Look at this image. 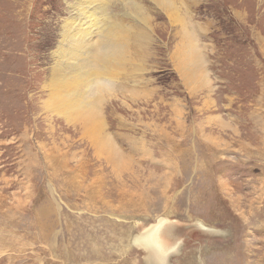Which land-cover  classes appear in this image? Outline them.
<instances>
[{"label":"rangeland","instance_id":"374dc122","mask_svg":"<svg viewBox=\"0 0 264 264\" xmlns=\"http://www.w3.org/2000/svg\"><path fill=\"white\" fill-rule=\"evenodd\" d=\"M74 2L0 0V264H264V0L175 2L204 60L197 89L176 67L175 26L134 0L153 41L116 82L135 89L103 108L122 172L45 108ZM125 4L109 8L131 22ZM159 224L164 260L135 242Z\"/></svg>","mask_w":264,"mask_h":264},{"label":"bare ground","instance_id":"6f19581e","mask_svg":"<svg viewBox=\"0 0 264 264\" xmlns=\"http://www.w3.org/2000/svg\"><path fill=\"white\" fill-rule=\"evenodd\" d=\"M74 1L73 15L63 22L59 34V45L51 58L50 76L44 86L49 90V100L45 108L62 116L65 120L71 121V124L76 121L83 125L84 132L91 139L99 158L100 155H103L104 161L112 170L126 171L123 167L131 166V161L128 159L130 156H124L121 147L117 146V143L106 133L103 108L107 103L120 100L118 97L115 98V92H119L120 95L129 93L130 89H135L134 85L128 87L124 83V86H121L120 82L118 84L116 82L122 77L123 82L129 84L131 76L134 75L130 76L131 72L141 71V69L138 71V68L142 61L139 60V64L136 65V60L132 57L134 56L133 49L137 43L142 44L143 47L152 40V22L144 7L134 0H123L128 7L126 16H130L131 22L111 12L109 8L111 0ZM149 1L161 9L170 24L175 26V35L181 43V56L178 63L175 62L176 67L179 75L185 81L184 84L197 89L196 86H200L201 81H204L205 76L202 73L206 72L203 67L204 60L197 47L198 38L194 35L189 18L177 13L179 12L176 11L178 7L175 6L178 3H175L177 0ZM98 36L99 39H97ZM146 53L149 59L150 52ZM143 64L145 66L146 62L144 61ZM102 82L107 86L105 87ZM115 89L116 91H114ZM138 96L139 98L143 97ZM145 96H147L146 93H144ZM130 141L133 146L135 143L131 139ZM161 229L159 224L150 230L151 234L141 235L135 238V242L149 253V249L146 247L148 245L159 258L164 260L166 250L159 235ZM150 260L152 262V259Z\"/></svg>","mask_w":264,"mask_h":264}]
</instances>
